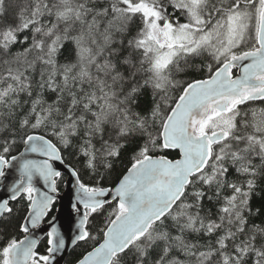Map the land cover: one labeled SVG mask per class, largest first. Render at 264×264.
<instances>
[{"label": "snow or ice", "instance_id": "6c2138e0", "mask_svg": "<svg viewBox=\"0 0 264 264\" xmlns=\"http://www.w3.org/2000/svg\"><path fill=\"white\" fill-rule=\"evenodd\" d=\"M65 254L264 264V0H0V264Z\"/></svg>", "mask_w": 264, "mask_h": 264}, {"label": "water", "instance_id": "95a60500", "mask_svg": "<svg viewBox=\"0 0 264 264\" xmlns=\"http://www.w3.org/2000/svg\"><path fill=\"white\" fill-rule=\"evenodd\" d=\"M74 189V184L64 182L62 190H59L60 199L56 204L58 210L56 214L59 216L60 221L65 225H67L69 219L74 216L69 205V200L74 197L75 194ZM71 250V247H69L68 252L70 253ZM68 256L69 255L65 254L63 259L59 260V264H65Z\"/></svg>", "mask_w": 264, "mask_h": 264}, {"label": "trees", "instance_id": "16d2710c", "mask_svg": "<svg viewBox=\"0 0 264 264\" xmlns=\"http://www.w3.org/2000/svg\"><path fill=\"white\" fill-rule=\"evenodd\" d=\"M63 183H64L63 181L59 182V190H62V188H63ZM71 252H72V250H71ZM71 252H70V253H71ZM78 252H79V249H77V254H78ZM71 259H73V257H72V256H68V258H67L65 264H68V261H70Z\"/></svg>", "mask_w": 264, "mask_h": 264}]
</instances>
